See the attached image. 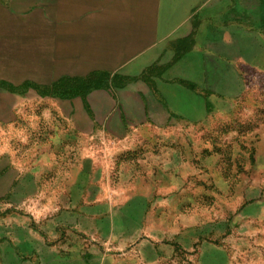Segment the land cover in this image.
Wrapping results in <instances>:
<instances>
[{
    "label": "rangeland",
    "instance_id": "1",
    "mask_svg": "<svg viewBox=\"0 0 264 264\" xmlns=\"http://www.w3.org/2000/svg\"><path fill=\"white\" fill-rule=\"evenodd\" d=\"M101 3L0 0V76L49 82L68 75L81 92L97 87L90 90L96 112L105 85L127 88L174 71L194 82L203 76L213 94L206 114L119 135L96 131L84 147L91 175H51L45 146L56 126L43 114L50 103L31 100L29 114L19 116V98L0 96V118L14 126L0 132V146L14 145L17 158L31 161L29 171L42 174L13 175L10 190L0 185V264H264V0ZM92 10L137 13L138 68L114 75L49 66L51 28L67 13ZM159 13L163 35L153 36ZM153 44L164 47L158 60ZM27 55L48 66L25 67L34 63L22 60ZM9 109L14 115L3 117ZM74 158L77 169L82 147Z\"/></svg>",
    "mask_w": 264,
    "mask_h": 264
},
{
    "label": "crops",
    "instance_id": "2",
    "mask_svg": "<svg viewBox=\"0 0 264 264\" xmlns=\"http://www.w3.org/2000/svg\"><path fill=\"white\" fill-rule=\"evenodd\" d=\"M86 1L88 4L91 2L104 4L107 0ZM115 1L112 0L114 4ZM119 3L122 8V0H119ZM162 15L159 13L157 18L152 17V20L156 18L158 21V28L155 27L152 30L153 36L154 34L163 35ZM61 19H66V27H63L65 24L61 23L62 26L51 28L50 31V67L112 68L115 69L114 75L122 74L123 68L139 67L137 13L134 17L132 14L124 17L121 10L107 13L104 10L74 11L67 13L66 17ZM124 20L129 22L125 23ZM172 30L176 32L175 27ZM34 35L36 43L40 44L37 47H41L43 33L37 30ZM150 51L152 57L158 60L163 55L164 47L153 44ZM35 52L36 55L38 54V61L42 62V50L35 49ZM22 60L34 62L26 64L25 67L48 66L40 62L37 64V57L34 56L33 59L28 60L27 55ZM172 73L174 74L158 75L146 83L136 82L127 88L114 84L108 89L105 85L104 89L100 88L99 92H96L99 100L102 101L98 112L91 107V99L94 97L91 91L88 94L76 93L74 88L69 86L68 75L51 79L49 82L32 78L15 81L9 75H2L0 76V96L19 98V103L25 105L19 108V116L29 114L30 109L26 105L31 103V100L39 105L50 103L51 112L49 115L46 112L43 114L45 117L51 116L52 123L56 126L52 128V131L56 133L55 136L50 139L49 145L45 146L51 149L52 159L49 168L51 175H91V159L89 151L85 159L84 147L86 142L89 148L92 133L98 131L119 135L128 131L130 127L146 125L163 127L170 122L172 116L193 121L206 114L208 101L213 94L207 87H203V76L200 82H194L175 75V71ZM182 84L195 85V87L188 89V87H182ZM12 114L14 115L13 109L11 111L9 109L6 114L3 113V117H9ZM99 116L103 118H98ZM11 123V119L0 118V125H2L0 132L5 134L8 129L13 128ZM76 133L79 137L78 141L80 140L79 145L75 142ZM19 139L21 148L27 143V139L22 135ZM76 146L82 147V158L80 162L78 161L80 166L77 169L74 158ZM16 153L18 152H15L14 145L8 142L0 146V185H8V190H10V181L15 179L13 175H42L41 170L37 168L29 171L31 161L17 158Z\"/></svg>",
    "mask_w": 264,
    "mask_h": 264
},
{
    "label": "trees",
    "instance_id": "3",
    "mask_svg": "<svg viewBox=\"0 0 264 264\" xmlns=\"http://www.w3.org/2000/svg\"><path fill=\"white\" fill-rule=\"evenodd\" d=\"M65 81H66V80H65ZM68 83H69V86L71 85V86L74 88V91H75L76 93H79V94H81V93L88 94V93L90 92L91 89L97 88V87H92L91 89H88L86 92H83V91L81 92L80 89H78L76 86H74L75 81H73L72 79H69Z\"/></svg>",
    "mask_w": 264,
    "mask_h": 264
}]
</instances>
